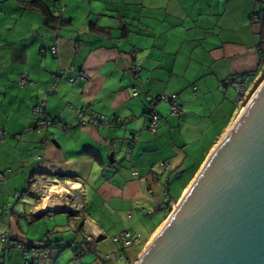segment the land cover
<instances>
[{
	"label": "crops",
	"instance_id": "obj_1",
	"mask_svg": "<svg viewBox=\"0 0 264 264\" xmlns=\"http://www.w3.org/2000/svg\"><path fill=\"white\" fill-rule=\"evenodd\" d=\"M42 1L67 24H45L33 0H0V130L10 136L0 141V264H26L4 250L5 234L65 247L32 264H109L102 247L120 249L114 239L129 231L139 243L117 261L136 263L259 89L264 46L252 17L264 0ZM242 75L251 82L239 104L226 82ZM172 95L179 115L158 101ZM40 103L48 129H35Z\"/></svg>",
	"mask_w": 264,
	"mask_h": 264
},
{
	"label": "water",
	"instance_id": "obj_2",
	"mask_svg": "<svg viewBox=\"0 0 264 264\" xmlns=\"http://www.w3.org/2000/svg\"><path fill=\"white\" fill-rule=\"evenodd\" d=\"M136 264H264V82Z\"/></svg>",
	"mask_w": 264,
	"mask_h": 264
},
{
	"label": "built area",
	"instance_id": "obj_3",
	"mask_svg": "<svg viewBox=\"0 0 264 264\" xmlns=\"http://www.w3.org/2000/svg\"><path fill=\"white\" fill-rule=\"evenodd\" d=\"M51 54L53 56H57V50L56 49H52ZM28 79H24L23 80V84H26ZM251 82V77L248 75H242L236 78H231L226 82V85L233 88L237 94H238V103L241 104L242 100L245 98L248 86L250 85ZM198 88L197 87H193L192 88V92L190 93V97H195L196 93H197ZM139 96V93L137 90L133 91V97L137 98ZM179 98L177 95H172L170 98L168 97H160L158 99V101L160 102H166L171 104V111L173 113V115H179L181 113V107L179 105ZM156 104V101H151L150 102V106H154ZM154 108V107H153ZM34 115L37 119V123H36V128L35 129H48L53 125V122H51L49 120V118L47 117V105L46 103H40L35 109H34ZM84 115L81 114L80 117L82 118ZM92 123H94L95 125H98L102 128H112L115 126V122H112L110 120H108V118L104 117V116H97V115H92ZM161 119L159 117V115H157L156 113L152 114V120L150 123V127H149V131L152 134H156L158 127L160 125ZM118 125V124H117ZM32 129H29L28 131H31ZM10 136L0 130V141H4L6 140V138H9ZM14 139L20 141L21 137L17 136L14 137ZM50 141V137H48V142ZM38 160H41V157H38ZM136 175V174H134ZM4 180V176H0V182H2ZM41 184V181L33 179L32 182V186L33 187H38ZM149 194H151V191H149ZM22 197V194H17L15 199L16 201H19ZM7 208V213L10 214L11 211V205L6 207ZM150 214V212H149ZM1 224V222H0ZM115 242L119 245L120 247V251L123 252L124 249H129L132 247H135L140 240V237L138 235H136L133 232H126L125 234H123L122 236H118L115 239ZM2 244L4 245V250L8 251L11 248H17L20 251H22L24 253L25 256V262L26 264H32L34 262V260L37 257H40L42 255H44V258L48 259L49 258V253L48 251H40V250H36L33 252H28L27 251V246L22 243V242H15L14 239L9 238L6 234L2 237L1 239ZM44 248V247H43ZM57 249H61L60 245L56 246ZM106 258H110V259H117L116 255H109L106 256Z\"/></svg>",
	"mask_w": 264,
	"mask_h": 264
},
{
	"label": "trees",
	"instance_id": "obj_4",
	"mask_svg": "<svg viewBox=\"0 0 264 264\" xmlns=\"http://www.w3.org/2000/svg\"><path fill=\"white\" fill-rule=\"evenodd\" d=\"M29 7L33 10H37L38 12H40L41 15L44 17L45 24H47L51 28L57 29L58 27H62L63 25L67 24V22L64 21L62 18L55 16L54 11L51 8H49L46 4H44V2L42 0H33V2L29 5ZM252 21H253L254 25L260 26V30H261L260 45L264 46V11L256 13L252 17ZM263 58H264V56H263ZM263 62H264V59H263ZM263 62H262V65H263ZM263 79H264V77L260 81L259 87H260ZM28 190L31 191L30 188H28L27 191ZM25 245L27 246L28 252H33L36 250L49 251V249L51 250L53 248H56V246L60 245V244L57 243L54 245L50 240H48V242L41 243L39 245H28V244H25ZM63 249H65V247L61 246V250H63Z\"/></svg>",
	"mask_w": 264,
	"mask_h": 264
},
{
	"label": "rangeland",
	"instance_id": "obj_5",
	"mask_svg": "<svg viewBox=\"0 0 264 264\" xmlns=\"http://www.w3.org/2000/svg\"><path fill=\"white\" fill-rule=\"evenodd\" d=\"M264 82V79H263V81H262V83ZM262 83H261V85H262ZM260 85V86H261ZM255 95V94H254ZM253 95V96H254ZM253 96H251L247 101H246V103H245V108L247 107V105L250 103V101H251V99L253 98ZM177 206V205H176ZM175 206V207H176ZM174 207V208H175ZM170 216V215H169ZM145 217H147V219L150 221V217H148V216H145ZM142 232L143 233H147V232H149V229H147L146 231L144 230V229H142ZM107 243L105 244V246H103L102 247V251H101V258L102 257H104L105 255L107 256V255H116L117 256V259L119 258V256L121 255V251H120V249L119 248H117V245L116 244H114L113 243V241L112 240H107L106 241ZM150 243H151V241H149ZM150 243H148L147 245H146V247H148V245L150 244ZM146 247L142 250L143 252L145 251V249H146ZM137 249H139L138 248V246H137ZM132 251H134V250H132ZM100 252V251H99ZM131 252V251H130ZM142 252V253H143ZM117 259H109L110 260V263L109 264H118V262H120V261H117ZM44 260H47V262H50V261H48L49 260V258L48 259H46V258H44V255H42V258H41V260L40 261H42V262H46V261H44ZM93 260L94 261H97L96 260V258H93ZM139 260V259H138ZM137 263V262H136ZM136 263H133V264H136Z\"/></svg>",
	"mask_w": 264,
	"mask_h": 264
},
{
	"label": "bare ground",
	"instance_id": "obj_6",
	"mask_svg": "<svg viewBox=\"0 0 264 264\" xmlns=\"http://www.w3.org/2000/svg\"><path fill=\"white\" fill-rule=\"evenodd\" d=\"M46 203L48 204V202H46ZM159 231H160V230H159ZM156 235H157V234H156ZM156 235L154 236V238L156 237ZM154 238H153V239H154ZM153 239H152V240H153Z\"/></svg>",
	"mask_w": 264,
	"mask_h": 264
}]
</instances>
